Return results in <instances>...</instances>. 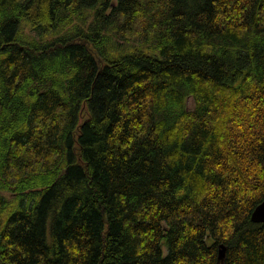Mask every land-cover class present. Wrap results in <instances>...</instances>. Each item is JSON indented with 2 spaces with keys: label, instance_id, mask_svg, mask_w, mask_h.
<instances>
[{
  "label": "trees",
  "instance_id": "trees-1",
  "mask_svg": "<svg viewBox=\"0 0 264 264\" xmlns=\"http://www.w3.org/2000/svg\"><path fill=\"white\" fill-rule=\"evenodd\" d=\"M263 201L264 0H0V264H264Z\"/></svg>",
  "mask_w": 264,
  "mask_h": 264
},
{
  "label": "water",
  "instance_id": "water-1",
  "mask_svg": "<svg viewBox=\"0 0 264 264\" xmlns=\"http://www.w3.org/2000/svg\"><path fill=\"white\" fill-rule=\"evenodd\" d=\"M251 220L254 223H263L264 224V201L256 207V209L254 210V212L251 216ZM225 254H226V249H225L224 245H222L220 250H219V257H218V260L220 263H223V261L225 259Z\"/></svg>",
  "mask_w": 264,
  "mask_h": 264
},
{
  "label": "rangeland",
  "instance_id": "rangeland-1",
  "mask_svg": "<svg viewBox=\"0 0 264 264\" xmlns=\"http://www.w3.org/2000/svg\"><path fill=\"white\" fill-rule=\"evenodd\" d=\"M117 2V0H114V3H116ZM120 42H122L123 43V40H120ZM139 44H137V42L136 43H133V46L132 47H135V46H138ZM9 197H11L10 195H9Z\"/></svg>",
  "mask_w": 264,
  "mask_h": 264
}]
</instances>
